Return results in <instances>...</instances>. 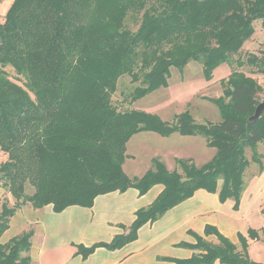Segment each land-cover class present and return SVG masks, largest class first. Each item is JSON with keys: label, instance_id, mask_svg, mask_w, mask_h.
Listing matches in <instances>:
<instances>
[{"label": "trees", "instance_id": "1", "mask_svg": "<svg viewBox=\"0 0 264 264\" xmlns=\"http://www.w3.org/2000/svg\"><path fill=\"white\" fill-rule=\"evenodd\" d=\"M2 0H0L1 2ZM138 27H126L128 16ZM139 18V20H138ZM264 27V0H14L0 24V186L16 200L0 210V264H31L32 231L2 241L11 217L26 202L55 212L71 205L91 207L96 196L133 187L141 195L161 183L163 191L136 211L128 232L110 242L78 246L84 257L97 247L117 249L136 239L144 224L191 197L197 189L218 192L221 201L240 203L245 172L251 163L263 168L264 112L254 121L261 85L237 70L245 63L264 74V54L240 55ZM198 61L207 78L223 63L231 67L216 99L218 122L197 123L189 111L174 121L138 109L120 110L112 101L124 74L141 81L132 92L138 100L168 85L172 67ZM10 66L23 80L9 78ZM152 131L203 135L216 149L202 166L179 160L168 170L158 158L142 177L123 170L126 144L132 135ZM250 149L251 157L247 156ZM33 192L27 194V186ZM196 243L200 252L175 264H264L250 259L248 240L242 250L216 227L208 225ZM248 236L256 239L257 231Z\"/></svg>", "mask_w": 264, "mask_h": 264}, {"label": "crops", "instance_id": "2", "mask_svg": "<svg viewBox=\"0 0 264 264\" xmlns=\"http://www.w3.org/2000/svg\"><path fill=\"white\" fill-rule=\"evenodd\" d=\"M175 134L179 135L176 142L183 145L186 139L202 136L200 147L205 155L192 154L186 149L172 150L174 153H166L168 157L160 153L150 155V162L141 167L136 165L134 142L129 140L122 165L124 172L131 178L142 177L153 168L155 158L160 159L168 170L181 171L179 160L187 159L202 166L214 157L216 149L208 145L203 135L174 132L167 139L175 137ZM263 145L258 144L261 153ZM208 148L215 152L206 157ZM252 165L258 168H251ZM246 176L248 180L245 179L237 207L232 198L221 201L218 192L200 188L157 220L140 227L136 239L117 249L97 247L86 257L80 253L78 246L90 247L99 242H110L116 235L127 233L136 218V211L150 205L163 191L164 185L155 184L143 195L133 187L125 191H111L96 196L91 207L71 205L60 212H55L52 204L35 208L26 202L11 217L10 226L3 235L13 231L14 235L7 238L9 240L24 231H32L31 264H175V259H187L200 252L185 245L196 243V235L218 242L215 235H205L206 226L211 225L232 241L238 250H242L240 237H246L250 259L264 263V165L260 168L257 163H251L244 178ZM2 188L0 186V195ZM250 229L257 231L259 237L250 238ZM214 264L223 263L217 260Z\"/></svg>", "mask_w": 264, "mask_h": 264}, {"label": "rangeland", "instance_id": "3", "mask_svg": "<svg viewBox=\"0 0 264 264\" xmlns=\"http://www.w3.org/2000/svg\"><path fill=\"white\" fill-rule=\"evenodd\" d=\"M13 1L2 0L0 2V24L5 21ZM126 27L136 30L138 27L137 19L129 15L126 19ZM252 52L264 54V27L261 20L255 22V33L245 42L241 53L236 55V58L240 55L241 59L245 61L247 54ZM234 64L237 70L252 76L261 85L258 98L262 101L264 99V74L258 73L255 67L246 63L243 66ZM5 70L9 78L16 81L23 80L12 67L7 66ZM230 74V65L223 63L214 70L211 78H207L203 73L201 63L192 60L183 69L172 67L166 87H160L135 101L132 99V92L135 87L140 85V78L133 79L131 74H124L118 80L117 90L112 95V101L120 110H143L157 115L167 122L174 121L178 114L185 111H189L197 123L218 122L221 120V113L215 100L223 95L222 81L228 79ZM174 136L167 139L169 136H163L152 131H142L132 135L129 140L134 142V153L137 156L136 165L141 167L147 165L150 162V155L154 156L156 153L168 157L166 153L173 152L172 150L183 151L186 149L192 154L201 153L205 155L200 147L202 136L186 139L184 145L181 142H176V136L179 135L175 134ZM261 151L264 154V145L261 147ZM210 152L213 155L215 150L208 148L206 157L211 154ZM251 154V150L247 149L248 158L251 157ZM5 158L6 155L0 152V162ZM251 168H258V166L252 165ZM245 179L248 180L247 176ZM1 190L3 193L0 195V210L4 201H7L10 206L16 202L7 188L4 187ZM32 192L33 188L28 185L27 194L30 195ZM13 235V231L11 233L9 231V235L8 233L3 235L2 241H8L7 238Z\"/></svg>", "mask_w": 264, "mask_h": 264}, {"label": "water", "instance_id": "4", "mask_svg": "<svg viewBox=\"0 0 264 264\" xmlns=\"http://www.w3.org/2000/svg\"><path fill=\"white\" fill-rule=\"evenodd\" d=\"M264 112V99L259 102L255 108L254 114L250 117V121L257 120Z\"/></svg>", "mask_w": 264, "mask_h": 264}]
</instances>
